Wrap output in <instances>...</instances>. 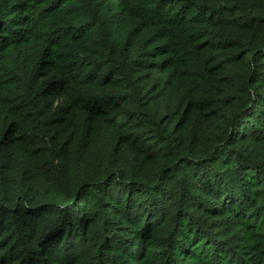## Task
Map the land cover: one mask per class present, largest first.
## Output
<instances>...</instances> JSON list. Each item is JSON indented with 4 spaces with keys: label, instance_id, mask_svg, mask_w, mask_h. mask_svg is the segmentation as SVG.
I'll list each match as a JSON object with an SVG mask.
<instances>
[{
    "label": "trees",
    "instance_id": "16d2710c",
    "mask_svg": "<svg viewBox=\"0 0 264 264\" xmlns=\"http://www.w3.org/2000/svg\"><path fill=\"white\" fill-rule=\"evenodd\" d=\"M0 264H264V0H0Z\"/></svg>",
    "mask_w": 264,
    "mask_h": 264
}]
</instances>
